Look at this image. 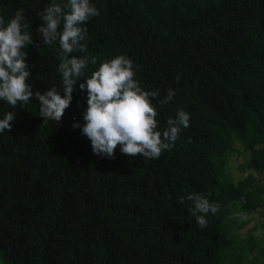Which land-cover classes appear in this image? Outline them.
<instances>
[{
    "label": "trees",
    "instance_id": "16d2710c",
    "mask_svg": "<svg viewBox=\"0 0 264 264\" xmlns=\"http://www.w3.org/2000/svg\"><path fill=\"white\" fill-rule=\"evenodd\" d=\"M50 2L0 0L6 18L24 10L30 82L41 92L62 91L58 45L36 31ZM92 2L100 15L86 22L88 52L98 63L133 60L141 86L160 90L161 130L178 108L190 125L157 159L119 145L107 158L73 127L87 107L79 82L59 123L43 122L35 96L16 109L0 101V116L15 110L0 133V264H264V230L243 232L264 215V0ZM169 88L174 99L157 103ZM239 151L246 171L236 179ZM190 192L218 205L205 228Z\"/></svg>",
    "mask_w": 264,
    "mask_h": 264
},
{
    "label": "clouds",
    "instance_id": "9594fccd",
    "mask_svg": "<svg viewBox=\"0 0 264 264\" xmlns=\"http://www.w3.org/2000/svg\"><path fill=\"white\" fill-rule=\"evenodd\" d=\"M100 15L92 0H51L39 13L40 25L36 29L46 46L58 45L62 91L54 84L44 92L34 89L26 60V49L33 42L24 10L14 15H0V101L12 106L24 107L38 99L39 115L44 121L60 122L65 109L73 100L74 89L86 90L87 107L83 122L74 121L83 135L91 142L94 154L113 158L119 145L122 154L134 158L157 159L162 152L170 151L180 138L183 129L190 125V113L178 108L174 116L167 119V127L160 129L157 105L159 89H144L136 78V66L131 58L117 54L98 63V57L88 52V28L86 22ZM83 55H73V53ZM89 75V65H97ZM179 79V76L177 77ZM176 96L169 88L166 95L157 101L168 104ZM15 120V110L0 116V133L10 131ZM181 200L185 197L181 196ZM189 211L201 228L208 225L207 215L218 211V205L207 196L190 192Z\"/></svg>",
    "mask_w": 264,
    "mask_h": 264
},
{
    "label": "rangeland",
    "instance_id": "374dc122",
    "mask_svg": "<svg viewBox=\"0 0 264 264\" xmlns=\"http://www.w3.org/2000/svg\"><path fill=\"white\" fill-rule=\"evenodd\" d=\"M246 160H244V155L241 154V151L235 152L234 156L230 163V172L233 174V176L236 179H239L243 175L241 171H246L241 169L242 165L245 163ZM245 175H248V173H244ZM258 175V174H256ZM255 216H257V213H253L251 218L253 219ZM264 222V215L258 218H255V221H251V223L244 228L243 232L244 234H247L249 231H252L254 234H262L263 233V225L262 222Z\"/></svg>",
    "mask_w": 264,
    "mask_h": 264
}]
</instances>
